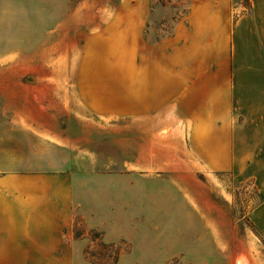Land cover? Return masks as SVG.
Here are the masks:
<instances>
[{"label":"crops","instance_id":"1","mask_svg":"<svg viewBox=\"0 0 264 264\" xmlns=\"http://www.w3.org/2000/svg\"><path fill=\"white\" fill-rule=\"evenodd\" d=\"M156 1L0 0V78H54L22 101L43 117L64 106L75 78L76 109L120 113L130 127L171 124V135L189 125L174 143L190 172L255 174L264 236V0H179L172 32L155 41ZM157 127L155 139L170 140ZM27 131L0 148V264H68L52 254H83L78 217L109 242L127 237L137 170L101 174L81 163L78 141Z\"/></svg>","mask_w":264,"mask_h":264},{"label":"rangeland","instance_id":"2","mask_svg":"<svg viewBox=\"0 0 264 264\" xmlns=\"http://www.w3.org/2000/svg\"><path fill=\"white\" fill-rule=\"evenodd\" d=\"M156 2L161 9L155 14V41L172 32L174 20L184 9L179 0ZM242 2L249 5L247 0ZM46 79L54 80L0 78V148L15 134L27 130H37L53 139L65 137L84 146L81 163L85 168L91 165L101 174L117 176L128 169L137 170L138 178L131 181L133 185L139 182L141 188L139 209L132 211L127 237L109 242L103 230L87 229L78 217L74 235L88 238L83 254L53 253V262L238 264V259L247 255L252 264H264V236L253 217L262 202L255 174L190 172L184 165L182 146L174 143L190 130L189 125L174 126L171 135V124L154 122L156 131L169 129L170 140L159 141L149 129L154 123L130 127L118 118L120 113L97 115L76 109L75 78H66L67 99L62 108L51 109L52 117H43L39 109L28 110V105L23 109L22 101L28 100L30 86ZM28 111L36 112V117L47 124L35 125V120L26 115ZM126 128H131V134ZM124 140L131 142L126 152ZM91 146L96 150L89 152ZM132 196L138 198L137 192Z\"/></svg>","mask_w":264,"mask_h":264},{"label":"bare ground","instance_id":"3","mask_svg":"<svg viewBox=\"0 0 264 264\" xmlns=\"http://www.w3.org/2000/svg\"><path fill=\"white\" fill-rule=\"evenodd\" d=\"M154 127V126H153ZM158 137L162 138V139H167L168 137V129L164 128L163 130H161L160 132H158ZM238 264H252V260L249 256L247 255H243L238 259Z\"/></svg>","mask_w":264,"mask_h":264}]
</instances>
